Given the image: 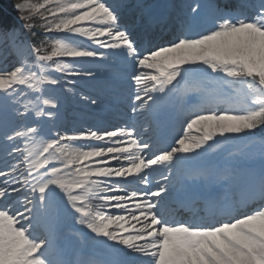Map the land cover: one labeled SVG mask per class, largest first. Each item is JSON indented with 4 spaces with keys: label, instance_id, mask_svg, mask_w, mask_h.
<instances>
[{
    "label": "snow or ice",
    "instance_id": "obj_1",
    "mask_svg": "<svg viewBox=\"0 0 264 264\" xmlns=\"http://www.w3.org/2000/svg\"><path fill=\"white\" fill-rule=\"evenodd\" d=\"M203 7L189 5L159 43L136 33L120 0H18L14 19L0 16V264H264V138L259 172L207 159L264 134V0L247 13ZM202 17L210 26L197 31ZM101 73L125 81L132 113L157 127L182 94L199 100L168 143L151 123H59L61 93ZM180 177L190 219L170 203ZM213 183L239 194L198 192ZM69 220L98 254L58 247Z\"/></svg>",
    "mask_w": 264,
    "mask_h": 264
},
{
    "label": "rangeland",
    "instance_id": "obj_2",
    "mask_svg": "<svg viewBox=\"0 0 264 264\" xmlns=\"http://www.w3.org/2000/svg\"><path fill=\"white\" fill-rule=\"evenodd\" d=\"M7 6H9L11 9H12V11H14L15 13H16V15H18L17 14V12L15 11V9L13 8V5L16 3V2H18V0H2ZM33 2H36V0H33ZM102 75H104L103 73H101V75L100 76H102ZM82 80V79H81ZM80 80V81H81ZM94 81V80H93ZM75 92L77 93V95H71V94H69V95H65L66 96V98L68 99V101H69V103L70 104H72V105H74V104H76L77 102H76V100H77V98H79V93H81L82 92V90L81 89H75ZM62 95H64L63 93H62ZM76 98V99H75ZM75 99V100H74ZM76 106L77 107H83L82 105H79V104H76ZM259 149L260 148H258V147H255L254 146V144H252V145H250L249 147H248V149H247V152L249 153V155H252L253 154V151L254 152H258L259 151ZM215 150V149H214ZM210 151H212V150H210ZM235 151V150H234ZM233 151V152H234ZM223 153H226V149H224L223 150ZM237 153H238V151H236V153H234V155L235 156H237ZM233 158H234V156H233ZM235 161H236V159H234ZM255 161H256V164H254V165H257L256 167L257 168H260L261 167V159L260 158H258V160H256V158H255ZM238 164V162L236 161L235 162V165H237Z\"/></svg>",
    "mask_w": 264,
    "mask_h": 264
},
{
    "label": "bare ground",
    "instance_id": "obj_3",
    "mask_svg": "<svg viewBox=\"0 0 264 264\" xmlns=\"http://www.w3.org/2000/svg\"><path fill=\"white\" fill-rule=\"evenodd\" d=\"M108 118H113V115L109 114ZM109 122L116 124L114 121H112V119ZM245 170H249V169L246 168ZM251 170H253V169H251ZM63 240L69 246L70 249L75 248L80 242V239L78 237L71 235V234H66L65 236H63ZM94 246H95V244H94Z\"/></svg>",
    "mask_w": 264,
    "mask_h": 264
}]
</instances>
